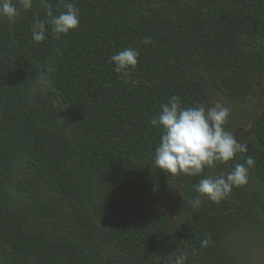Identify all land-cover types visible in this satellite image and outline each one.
<instances>
[{
	"label": "trees",
	"instance_id": "obj_1",
	"mask_svg": "<svg viewBox=\"0 0 264 264\" xmlns=\"http://www.w3.org/2000/svg\"><path fill=\"white\" fill-rule=\"evenodd\" d=\"M64 2L80 9L79 26L59 38L49 29L42 43L31 32L34 16L46 19L38 0L17 5L14 22L0 18V264H163L178 254L185 264H264V112L246 132L224 125L247 152L201 176L248 156L255 165L220 203L195 191L201 176L155 166L161 130L150 123L173 95L183 107L208 105L215 89L222 103L254 96L264 0ZM127 48L140 56L124 76L109 57Z\"/></svg>",
	"mask_w": 264,
	"mask_h": 264
},
{
	"label": "clouds",
	"instance_id": "obj_2",
	"mask_svg": "<svg viewBox=\"0 0 264 264\" xmlns=\"http://www.w3.org/2000/svg\"><path fill=\"white\" fill-rule=\"evenodd\" d=\"M46 14L41 20L34 16L31 32L34 42L42 43L48 37L49 29L53 38H59L76 29L80 23V9L72 2L63 3L64 11L54 12L49 0H38ZM17 5L24 10L33 7V0H0V18L14 22L18 15ZM145 44L151 43V38H145ZM140 52L134 48L124 49L109 57L114 65V71L128 76L139 60ZM230 108L219 103L213 106L196 105L183 107L179 96L173 95L167 103L161 104V111L154 114L150 123L161 130L160 141L155 148L154 164L169 176L180 174L201 176L205 167H213L217 162L227 163L233 160L237 153H246L247 146L240 143L234 134L225 129ZM255 160L248 156L244 163H238L226 175L201 176L194 189L201 196L215 203L225 200L233 188L242 187L248 183V172L254 167ZM193 209L202 205L197 197L187 202ZM210 239L201 241V247H207ZM163 264H185V256L178 254L171 261Z\"/></svg>",
	"mask_w": 264,
	"mask_h": 264
},
{
	"label": "rangeland",
	"instance_id": "obj_3",
	"mask_svg": "<svg viewBox=\"0 0 264 264\" xmlns=\"http://www.w3.org/2000/svg\"><path fill=\"white\" fill-rule=\"evenodd\" d=\"M222 101H226V99L223 97L221 93H218V90L215 89V91H212V101L207 106H213L219 103L224 107L230 108V110L232 111L230 112L228 120H229V125L232 127L231 130L233 132L235 129L237 130V132H246L249 128L252 119L256 115L259 116L264 112V83L261 86L256 87L254 96L246 103L229 102L228 104V103H222ZM234 113L236 118L233 116ZM217 167H219V165ZM220 174L225 175V172L222 171L221 169V171L219 170L215 173V175H220ZM174 223L177 228H179L183 224L179 216L174 218ZM256 257H258L257 253H255L254 259H256Z\"/></svg>",
	"mask_w": 264,
	"mask_h": 264
}]
</instances>
